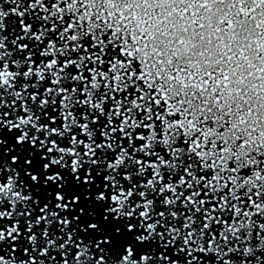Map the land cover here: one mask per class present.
Returning a JSON list of instances; mask_svg holds the SVG:
<instances>
[{
    "label": "snow or ice",
    "instance_id": "snow-or-ice-1",
    "mask_svg": "<svg viewBox=\"0 0 264 264\" xmlns=\"http://www.w3.org/2000/svg\"><path fill=\"white\" fill-rule=\"evenodd\" d=\"M0 264H264V0H0Z\"/></svg>",
    "mask_w": 264,
    "mask_h": 264
}]
</instances>
